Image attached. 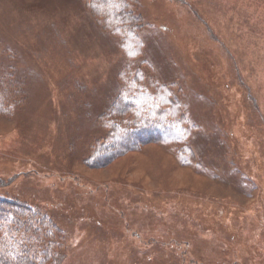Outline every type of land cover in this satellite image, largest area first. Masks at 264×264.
I'll return each mask as SVG.
<instances>
[{
	"label": "rangeland",
	"instance_id": "obj_1",
	"mask_svg": "<svg viewBox=\"0 0 264 264\" xmlns=\"http://www.w3.org/2000/svg\"><path fill=\"white\" fill-rule=\"evenodd\" d=\"M128 1L0 0V197L36 264H264V0Z\"/></svg>",
	"mask_w": 264,
	"mask_h": 264
},
{
	"label": "trees",
	"instance_id": "obj_2",
	"mask_svg": "<svg viewBox=\"0 0 264 264\" xmlns=\"http://www.w3.org/2000/svg\"><path fill=\"white\" fill-rule=\"evenodd\" d=\"M120 7L121 8L124 7V10L122 9L123 11H119L118 9ZM129 7H130V1L128 0H97V8L95 10V14L107 15L109 17H118L120 25L121 27H123L124 25H128L129 23L133 22L135 19V17H133L132 12L128 9ZM131 32L134 33L133 30H131ZM155 112L157 114V110ZM136 130H142V132L146 133V135L149 136H152L151 133L155 132L158 134L157 136L158 139L167 137V135H169L168 134L169 132L173 134L172 137L174 138L177 137V135L174 133L175 131L172 130H169L167 132L155 131V130L153 131L150 128H146V126H138L135 129V133ZM133 136L134 138L137 137V135H133ZM141 137L142 136L140 135V138ZM115 138H110L109 140L112 143L111 147L117 150L118 148H116L117 146H115L114 144L117 142L119 138H117V136ZM135 139L136 141L133 142H131L130 139V141H128V144L130 143H131L130 145L133 144L132 147L136 146V143L139 144L140 141L137 140V138ZM101 144H98V147ZM118 146L122 148L120 145ZM100 147L103 148V145H101ZM128 147L129 146L125 148ZM125 148L123 147V149ZM26 215H29L30 219H24V216ZM46 215L47 214H45V217ZM46 219L48 218L41 217V213L38 212L37 210L33 212L32 208L25 207L24 205L22 206L21 204H16V202L14 203L13 201L6 200L0 197V264H36L39 254H45L46 256L51 255L53 253L51 246L55 241L54 240L55 238L52 236L58 234V236L62 238V233L59 229L55 232V229H57V227L53 225L51 220L49 221V224L43 226V222H45ZM47 228H49L50 231L49 233ZM20 229H23L24 232L22 231L23 233H20L21 231ZM18 233L19 236L20 234H23L19 238H21L22 240H26L27 238L29 242L32 244L31 246H29L31 248V251L28 250V248L26 249L24 246L21 249L20 248L21 245L16 246L17 243L14 244L13 241L18 240L16 239V237H18ZM8 241L12 242V244L6 245L5 243ZM20 252L27 255V257L24 258V260L21 258L22 254H20ZM27 252L32 254L31 259L28 258L30 256H28Z\"/></svg>",
	"mask_w": 264,
	"mask_h": 264
}]
</instances>
